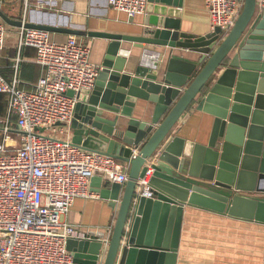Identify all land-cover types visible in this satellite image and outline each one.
<instances>
[{
    "label": "water",
    "instance_id": "water-1",
    "mask_svg": "<svg viewBox=\"0 0 264 264\" xmlns=\"http://www.w3.org/2000/svg\"><path fill=\"white\" fill-rule=\"evenodd\" d=\"M0 18L11 27L61 31L12 19L1 8ZM121 40L200 57L193 64L172 57L162 73L140 65L131 75L117 56ZM102 66L94 88L78 95L71 123L75 145L130 166L127 183H114L109 197L118 214L102 264H176L184 204L264 225V7L257 0H245L226 35L217 28L200 38L164 23L152 38H115ZM138 99L154 105L146 120L132 117ZM194 104L213 118V128L207 145L186 152L173 130ZM99 109L127 120H106ZM149 167L153 197L137 198ZM67 247L74 264L102 260L96 240L69 239Z\"/></svg>",
    "mask_w": 264,
    "mask_h": 264
},
{
    "label": "built area",
    "instance_id": "built-area-1",
    "mask_svg": "<svg viewBox=\"0 0 264 264\" xmlns=\"http://www.w3.org/2000/svg\"><path fill=\"white\" fill-rule=\"evenodd\" d=\"M108 1L113 9L130 18L145 13L149 3ZM205 3L211 31L219 28L226 35L235 26L245 0ZM257 3L259 8L264 7V0ZM7 37L8 25L0 21V53L6 47ZM25 48L36 51L35 63L43 70L32 90L21 87L20 57L11 78L0 71V95L8 103V118L0 127V264H74L67 242L86 236L64 217L77 199L94 196L91 180L95 176L125 185L130 166L88 151L71 139L78 95L94 88L102 70L90 61L91 48L74 36L60 44L48 31L22 27L18 32V49L21 52ZM152 66L156 68L157 62ZM70 92L74 95L70 96ZM47 131L53 135H46ZM151 173L148 169L139 180L137 198L153 197L149 188ZM128 231L129 227L126 235Z\"/></svg>",
    "mask_w": 264,
    "mask_h": 264
},
{
    "label": "crops",
    "instance_id": "crops-1",
    "mask_svg": "<svg viewBox=\"0 0 264 264\" xmlns=\"http://www.w3.org/2000/svg\"><path fill=\"white\" fill-rule=\"evenodd\" d=\"M0 8L12 19L24 23L53 24L61 28L59 32H50L56 43H65L70 36L78 38L91 48L90 61L101 67L108 49L118 37L152 38L157 29L164 30V23L165 26L178 27L181 33L195 37L201 38L212 33L205 0H171L168 4H163L161 0H149L146 12L133 18L113 9L108 0H0ZM18 32V27L8 26L6 47L0 53V71L5 77L11 78L15 61L20 57L21 87L32 90L43 75V70L35 63L34 49L19 51ZM119 42L117 56L125 59V73L131 75L140 65L162 73L172 57L189 64L200 57L198 53L180 48L141 45L123 40ZM153 62H157L156 68H153ZM133 109V118L146 120L145 113L151 114L154 105L138 99ZM99 110L101 117L106 120H127L120 114ZM212 128L213 118L199 111L198 104H194L182 116L173 135L185 140V151L189 152L191 145L208 144ZM73 136L72 131L71 139ZM149 169L153 175L154 171L151 167ZM113 184L101 176H95L91 180L94 196L77 199L64 217L86 239L102 243V260L99 264L105 259L106 242L118 214V208L111 207L109 200L113 194ZM104 193L108 194L107 199L102 197ZM183 208L176 264H264V225L187 204Z\"/></svg>",
    "mask_w": 264,
    "mask_h": 264
},
{
    "label": "rangeland",
    "instance_id": "rangeland-1",
    "mask_svg": "<svg viewBox=\"0 0 264 264\" xmlns=\"http://www.w3.org/2000/svg\"><path fill=\"white\" fill-rule=\"evenodd\" d=\"M0 21H2L1 18H0ZM7 118H8V103H7V98L4 95H0V127L3 126V125H5V123L7 121ZM13 121L14 120H12V122ZM45 134L46 135H49V134L53 135V133L50 132V131H47ZM58 136L61 137V135H58ZM65 138H67V137H65ZM1 140H2V134L0 132V141ZM12 144L14 146H17L16 143H12Z\"/></svg>",
    "mask_w": 264,
    "mask_h": 264
},
{
    "label": "bare ground",
    "instance_id": "bare-ground-1",
    "mask_svg": "<svg viewBox=\"0 0 264 264\" xmlns=\"http://www.w3.org/2000/svg\"><path fill=\"white\" fill-rule=\"evenodd\" d=\"M150 52V51H149ZM149 57H151V56H149ZM152 61V60H151ZM151 67V66H150Z\"/></svg>",
    "mask_w": 264,
    "mask_h": 264
},
{
    "label": "trees",
    "instance_id": "trees-1",
    "mask_svg": "<svg viewBox=\"0 0 264 264\" xmlns=\"http://www.w3.org/2000/svg\"><path fill=\"white\" fill-rule=\"evenodd\" d=\"M13 120L15 121V118Z\"/></svg>",
    "mask_w": 264,
    "mask_h": 264
}]
</instances>
